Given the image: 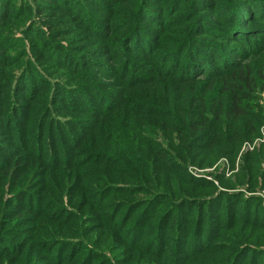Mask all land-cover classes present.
<instances>
[{
  "label": "trees",
  "instance_id": "obj_1",
  "mask_svg": "<svg viewBox=\"0 0 264 264\" xmlns=\"http://www.w3.org/2000/svg\"><path fill=\"white\" fill-rule=\"evenodd\" d=\"M94 1L96 0H91V2ZM107 1L117 2L115 5H120V3L125 5L120 8L122 13L119 15H123L121 21H113L114 16L110 10L99 3L109 16L106 18V23H102L97 19V13L89 0H72L73 3L70 0H0V228H3V230L0 229V259L7 252L14 253L19 258L17 261L20 264H26L30 260L29 264H39L43 261L50 264H81L79 260L68 262L71 256L66 254L72 251L74 244L59 245L56 243L55 245L54 240L49 237L52 230H59L58 233H63L66 224H69L73 227L71 229L73 234L79 233L81 230V234L86 233L88 237L90 234L97 235V237H93L95 243L100 244L106 241L109 244L110 248L107 251L100 250L97 246H93L95 247L94 251L90 250L91 247L84 248L83 250L86 252L84 255H81L79 247H77L75 254L82 258L84 264H90V260L97 257L99 261H102V264H113L111 262L115 261H117L116 264H119L121 260L129 261L127 264H183L188 259L189 247L197 246V244L201 245V248L192 252L199 254L196 256L199 258L194 260L193 264H199L202 260L204 264H239L240 261L237 263V259L231 257L227 250L220 252L226 255V260L219 263L221 254L216 256L219 244L223 242L222 238L225 232L238 231L243 234L240 240L251 236L250 240L254 244L262 245L263 232H258L259 229L255 227L262 225L260 229H264V218H261L264 217V205L259 204L262 200L258 198H245L242 193L221 191L217 195L214 192L209 196L204 194L201 197L202 200H191V202L189 198H182V201L177 204L163 190L150 193V188L141 185L137 187L132 184L129 185V188H125L124 186L127 185H124L123 189L118 185L111 187L110 192L103 196L97 198L88 196L92 201L89 203L98 202L104 217H110L109 213L112 216L115 214V217H110V221L111 218L113 219L108 225L96 226V229L101 230H86V223H84L86 212L84 216L79 213L78 203L76 207L72 205L71 208L66 209L64 201L62 203L57 201L58 204H55L52 202L53 200L41 199L35 191L37 187L31 186L36 181H40L35 180L38 177L51 176V184L60 193H62L61 187L68 189L67 184L70 183H77L79 188L87 185L91 189L97 190L99 186L94 181L96 174H92L88 181L83 172L90 169L94 172L99 166H102L101 159L106 153L118 155L124 160L133 152L132 150L120 151L108 148L112 146V142L108 147L100 145L94 147L93 144L100 139H106L108 144V139L113 138L125 142L122 135H126L128 132L131 139L139 140L149 147L150 142L153 141V139L147 138L148 134L144 130L152 128L150 122L142 121L139 124V118L127 116V110L120 111V108H117L119 102L127 97L122 94L133 90V87H128L129 81L124 75L129 69L136 68L135 57L150 53L151 41L154 43L156 37L153 34L157 33L156 31L162 33L163 29H168L170 25H178L182 21L186 24V15L183 17L177 15L173 19L162 21L163 16L158 14L156 7L164 0H161L162 2H154V0ZM196 1L186 0L187 4L182 7L188 5L191 10L199 8V11H203L202 7L197 6L196 8ZM170 3L171 6L169 8L166 6L164 10L165 14L170 11V8L174 9L177 6L176 0H171ZM225 3L234 12V15L229 19L231 26L229 23L228 26H233V28L236 25L241 26V21L232 22L234 21L233 16L236 19L242 18L243 13L247 10L243 9L241 5L238 8L230 0H225ZM251 3L256 4L257 7H249L251 11H254V19L251 20V17L249 19V24L253 25L249 28L256 30L260 27L255 24L256 17L264 20V0H251ZM60 10L61 13H59ZM143 10L150 17V23L156 26L153 29L155 32L149 34L142 29L140 21L144 19ZM199 13L195 12L194 14L198 15ZM73 14L78 15L79 18L69 19ZM194 17L192 16L191 20ZM260 21L257 22L261 23L264 30V23ZM74 24L80 25L82 30L79 26L72 27ZM107 25L113 29L120 25L122 27L117 30L124 31L125 29L126 32L115 43L114 41L110 42L107 52L104 53L112 57L113 61H109L108 64L101 61L102 68L98 69L108 75L109 84L93 78L94 72L84 71L83 64L87 59L93 57L88 53V47L91 46L84 43L85 38L82 41L76 38L77 35L81 37V35L88 36L92 33L104 36L108 34L109 36L111 30L107 28ZM190 26L191 24L187 25L186 32L181 34V31V35L177 36L183 44L184 40L192 37L196 32L204 31V39L194 40L200 41L197 42L199 43L197 47L186 45L190 48V56L200 58L201 52H205L209 48L206 47V44L208 45L211 41L210 34L217 36L218 32L212 31L211 26L204 23H201L198 29ZM72 30H77V33L73 35ZM221 30L222 28L219 31ZM223 31L221 33H225L226 36L229 33V28ZM248 31L246 34H242V37L249 41L254 36V41L253 39L250 41L255 43L250 55L259 54L264 47V43L258 46L256 34L260 32L252 36L250 35L252 30ZM18 34L23 36L19 37ZM171 54L173 55V53ZM171 54L167 58H171ZM242 55L243 53H240L237 56ZM97 56L99 55H94V57ZM116 57H120L122 62H119L120 59L118 60ZM130 57L132 58L130 59ZM200 60L202 61V59ZM115 61L117 62L115 63ZM230 63L228 64L230 65ZM106 66L109 68L103 69ZM169 67L172 70L169 74L174 77L172 79L179 81L180 78L177 75L184 68L178 70L176 63H171ZM64 73L68 76V80L84 81L86 85L68 84L67 79L62 77ZM203 73L206 74V71ZM207 73L209 74V72ZM215 75L218 77L214 79L213 89L207 88L205 92L197 93L194 89L186 90L184 88L176 96V100L166 96L165 103L170 102L174 107L165 114L161 110V105L164 102L151 103V105L158 112L163 138L168 145L170 142L176 141L175 148L183 159L191 157V160L198 162L203 157L204 161L209 160L205 162L206 165H209L215 162L213 160L225 155L234 165L241 145L245 141L260 136V128L264 125V107L260 104L261 92L264 91V58L250 65L234 64ZM113 77L121 80L113 84ZM114 87L122 94L115 93ZM18 89L21 90L19 94ZM114 106H116L115 109L110 110ZM87 110V113L101 117L97 122L100 124L99 126L95 125L92 129L94 124L92 122L84 129L86 124H81L84 123L85 116H77L76 113L84 115ZM71 112L74 116L69 119ZM108 112L110 113L107 114ZM62 117L65 119L63 120ZM134 120H136V126H139L138 130H128L125 123H122L127 121V124L133 127ZM120 123L122 124L120 125ZM140 126L144 128H140ZM74 132L79 135L71 136L70 133ZM110 132L113 136L110 135ZM23 137L26 138L25 141L21 140ZM77 141L79 144L72 148ZM197 142L202 144L199 143L197 147L192 146L193 144L197 145ZM126 143L129 145V142ZM194 148H196L195 152L191 150ZM35 149V152L31 151ZM152 153L155 157L157 155L161 157L166 152L158 142ZM256 154L258 153H248L247 156L253 157ZM45 160L47 167L54 168H48L53 171L52 173L47 172L45 165L41 164ZM263 160L260 155H257L255 172L251 170L250 163H247L245 167L248 170L246 182L251 190L258 184H260V189H264V165H261ZM174 165L180 171H186L184 165L175 163ZM57 167H60V170ZM180 176L181 184L190 185L184 187L187 192L194 189V182L212 185L210 181L201 182L190 177L188 179L182 174ZM158 178H160V174ZM156 180L153 181V185L156 187L151 188L161 187L159 184L166 186ZM8 185L11 187L10 191L4 189ZM142 190H145L147 196L152 197L149 199H153L149 209L145 212H141L140 208L143 205V198H138L139 195H142ZM7 191L10 195L8 199L5 198ZM91 191H93L92 193L97 192ZM78 192L79 190L75 191L74 200L69 199V202L73 201L75 204L77 200L84 197V192ZM126 197H133V201H138V203L136 205L126 204L128 203ZM108 199L113 204H109ZM118 204L123 207V211L117 210ZM165 204L170 206L166 207ZM242 204L245 205L244 208H242ZM223 206H226L229 213L218 220L219 222H215L217 209H221ZM189 209L190 213H188ZM194 209L195 211H193ZM20 210H32L36 214V219L39 220L53 218V224L48 226L46 222H43L45 223L43 230L36 222L34 226L30 227L33 230L36 229V232L41 230L45 235L36 232V234H32L30 230L20 231L27 229L26 225H28L22 222L24 218H21L22 211ZM17 212L19 213L17 214ZM61 212L63 213L60 215ZM52 214L54 216L49 217ZM62 216L67 221L63 220ZM190 219H193V222L187 224ZM100 220L103 219H99L98 223H102ZM161 222L162 224L168 222L169 226L179 228L178 234L174 232L175 236L169 237V239L172 238V241H165L162 238V240L158 238L157 241L156 235L161 237L163 230L169 228L160 230ZM110 225L114 226V230H106V227ZM115 227L118 229L116 230ZM242 228L251 231L244 233ZM180 230L184 231V237H181ZM148 231L152 232L148 238L152 241L145 247L149 250V254L147 253L143 257L141 255L143 249L139 248L143 246L142 235H146ZM21 232L28 235L20 236ZM111 238L114 240L112 241ZM115 241L118 242L114 245L117 248H113L112 245ZM242 243L240 241L237 247H241ZM43 249H45L44 254L41 252ZM179 251H186V253L180 254ZM156 253L158 254L156 261H150L148 257L154 258ZM169 255L175 257L172 262H169ZM86 256L88 257L85 259ZM40 257L43 258L37 261ZM61 257L62 259L59 261ZM7 261L9 260L6 259ZM0 264H5V260ZM248 264H250L249 261Z\"/></svg>",
  "mask_w": 264,
  "mask_h": 264
},
{
  "label": "rangeland",
  "instance_id": "obj_2",
  "mask_svg": "<svg viewBox=\"0 0 264 264\" xmlns=\"http://www.w3.org/2000/svg\"><path fill=\"white\" fill-rule=\"evenodd\" d=\"M89 1L91 2V0ZM155 1L162 2L161 0H154V2ZM170 1L171 0H164L163 3H159L160 5L156 7V10H158V14L160 16L161 15L163 16L162 21L173 19L177 15L179 17H183L184 15H186V19H185L186 24L182 21L178 25H170L168 29H163L162 33H159L158 31H156L157 33L153 34V36L156 37V39L154 40V43H152L151 41L150 48L152 49L150 53L146 55L141 54L138 57H135L136 62L138 63V64L136 63L137 65L136 68L133 67L129 69V71L124 75L125 78L128 79L129 81L128 87H131V88L133 87V90L122 94L116 91V87H114L113 89L115 90V93L117 92L118 95L122 94V95L127 96L125 97L123 101L119 102L118 104L119 106L117 108H120V111L123 109L127 110L128 111L127 116L139 118V124L142 121L150 122L152 128L144 129L148 134L147 138L153 139V141L150 142V147L149 145H145L139 142V140L131 139L129 137V134H130L129 132L126 135H122L125 142L118 138L116 139L113 138V139H108L109 141L108 144L106 143V139H100L97 143L93 144L94 147H96V145H100L102 147L103 146L108 147V145L112 142V146L108 148L114 149V150L117 149L120 151L132 150L133 152V154H129L128 157H125L124 160L121 159L120 156L118 155L106 153V155H103L101 159L100 164L102 166H99V168L95 170L94 172H92L91 169L85 170L83 172V175L85 176V178H87L86 180L88 181H90L92 174H96L95 175L96 179L94 181H96L97 182L96 184L99 186L97 190L91 189L87 185L81 186L79 188L77 183L75 184L70 183V184H67L68 189H66L65 187H61L62 193H60L51 184V181H52L51 176L38 177V179H35V180H40V181H36L35 183L31 184V186L37 187L35 191L37 192L38 197H40L41 199L45 198V199L53 200L52 202L55 204H58L57 201L58 202L61 201V203L64 201V206L66 209L71 208L72 205L73 207H76L78 203L77 207L79 208V213L82 216H84L86 212V216L84 220V223H86V230H101V229H96V226L108 225L109 222H111L113 219L111 218V221H110V217L112 216L110 213L108 214L110 217H104L101 212L102 208L99 206L98 202L95 201L97 204L94 202L93 204L89 203V201L91 200L88 198V196H95V198H97L98 196H103L104 194L110 192L111 187H115L118 185H120L121 187L124 185H127V186H124L125 188H129V185L131 186L132 184L137 187H140L139 185H141L145 188H150L149 189L150 193L155 192L157 190H163V191H166V194L172 197L175 200V203L177 204L182 201V198H189L191 202V200L192 201L202 200L201 197H203L204 194L209 196L211 195V193L214 192V194L217 195L221 191H226L227 193H242L245 198H250V197L258 198L262 200L261 202H259V204L264 205V189H260L261 188L260 184H258L253 190H251V187L248 188V184L246 182V176L248 175L247 173L248 170L245 169V167L247 166V163H250L251 170L255 172L256 170L255 160L257 158V155H260L262 159H264V153H263L264 151V145H263L264 144V125L260 128V132H261L260 136L256 137L253 140L245 141L241 145V147L239 148L237 157L235 159L234 165L231 164L229 158L225 157V155H221L219 158L213 160L215 161L213 164L206 165L205 162H208L209 160L206 159L204 161L203 157H201L200 161L198 162L191 160V157L186 160L183 159L180 153L175 148L176 141L170 142L169 145L166 143L165 139L162 136L163 130L161 129V126H160L161 125L160 119L157 115L158 112L151 105V103L164 102V104L161 105V110L165 114L166 112L169 111V109H172L174 107V105L170 102L165 103L164 98L166 96H170L172 99L176 100V96L180 94L179 92L182 91V89L184 88L186 90L194 89L197 93L205 92L207 88L213 89L215 86L214 79L215 77H218L215 74H219V72H221L225 68H230V66L234 64L244 63V64L250 65V64L256 63L257 61H260L261 59H263L264 58V47H263L264 44L262 45L263 48L261 49L259 54H254V55H250V54H251L252 49H254L255 43H253L254 41L253 35H255V33L260 32L259 34H256V36L258 37V46H261V44L264 43L263 27L261 23L257 22L261 20L262 23H264V20L260 19L259 17H256L257 21L255 24H258V26L260 27L256 30L253 28H249L251 27V25H253V24H249L250 17H251V20L254 19V16H253L254 11L253 10L251 11L249 7L251 8H253L252 6L257 7L256 4L251 3V0H230L233 3H235V5L238 8L242 6L243 9L247 10L245 13H243L242 18L236 19V17L233 16L234 21L232 22L241 21V26L236 25L235 28H233V26L232 27L228 26V23L229 25L231 23L229 22L230 21L229 19L232 17V15H234V12L231 11L232 8L229 7L227 3H225V0H197L196 8L197 6L202 7L203 11H199V8L195 10H191L188 7V5L182 7L184 4H187L186 0H176L177 6L174 9L170 8V11L165 14L164 10L166 9V6L168 8L171 6ZM70 2L73 3L72 0H70ZM99 3L103 4L106 9L110 10V13L114 16V18L112 19L113 21L114 20L115 22L121 21L123 15H119V14L122 13V11L120 10L121 6L125 7L123 3H120V5H115L117 4V2H112V1H107V0H96L94 2H91V4L93 5V8L95 9V12L97 13V16H98L97 19L99 21L101 20L102 23L103 22L106 23V18H108L109 16H108V12L105 11L103 9V6L99 5ZM128 8H129V3H128ZM61 12L62 11L60 10L59 13ZM195 12L196 13L204 12V13H199L198 15H195L194 14ZM55 13L56 15H58L57 12ZM71 16L72 17H70L69 19L79 18L78 15L73 14ZM192 16H195V17L194 19L191 20ZM143 18L144 19L140 21L142 29L147 31V33L149 34L151 32H155V30L153 29L156 26L153 23H150V17H148L147 12L144 10H143ZM58 19H60V17H58ZM201 23L208 24L209 26H211L210 29L212 31L218 32V35L213 36L212 34H210L209 39L211 41L208 45L206 44V47H209L210 49L207 48L205 52H201L200 58L199 57L196 58L193 55L190 56V48L189 46H186V45L190 44L192 47H194L193 45L197 47L199 44L197 42H200V41H194V40L204 39L203 34H205V32L204 31L196 32L195 34H193L192 37H189L188 39L184 40L183 44L181 40L179 41L178 39L179 37L177 35H181L184 32H186L187 25L191 24V26H193L195 29H198ZM163 24L165 26V23ZM129 25H130V21H129ZM74 26H79L80 29L82 30L80 25L78 24L72 25V27ZM119 27H122V26L119 25L115 29H113L107 25V28L111 30V32L109 33V36L108 34L104 36L103 34H96V33H92L91 35H88V36H82V35L81 37L80 35L76 36L78 40L80 39L79 41H82L84 40L83 38H85L84 43H87L91 46V47H88L89 48L88 53L91 54L93 57L87 59L86 63L83 64L84 71L94 72L95 74H92L93 78H95L96 80L105 81L108 84L110 82V80L108 79V75L100 72L98 69L102 68L103 64L101 63V61H103L105 64H108L109 61H113L112 57L104 53L107 52L108 45L110 42L114 41L115 43L116 40L121 39L122 35L126 33L125 29L124 31L122 29L117 30V28ZM215 27H217L218 29ZM220 28H222L221 31L225 30L226 28H229L230 34L229 33L226 34L227 36L226 37L225 33L223 34L221 33V31H219ZM77 30H72L71 33L75 35L77 33ZM248 30L250 31L252 30L250 34L253 36L252 42H250L252 39L249 41H246L242 37V34L244 33L246 34L247 32H249ZM181 31L182 33L180 34ZM18 36L21 37L23 35L18 34ZM196 38H199V39H196ZM175 39L177 40L174 41ZM152 44H154L155 46ZM184 45L186 47H183ZM171 53H173V55ZM240 53H243V55L237 56ZM96 54H98L99 56L94 57V55ZM170 54L172 55V57L167 58V56ZM197 54L199 53L197 52ZM244 54L246 55L244 56ZM116 58L118 60L120 59L119 62H122V59L120 57H116ZM131 58L132 57H130V59ZM200 59H202V61ZM117 61H115V63ZM229 62H231L232 64L230 63L229 65L228 64ZM171 63H176L178 65V70L182 67L184 68L177 75V77L180 78V80L178 79L179 81L173 80L172 79L173 75L169 74L170 72H172V70L169 67ZM108 68L109 67L106 66V68H103V69H108ZM114 70L116 71V69ZM166 70L168 72H165ZM205 71H206V74H208L207 72H209L208 76H205L206 74L203 73ZM62 77L66 79L68 78V76H66V73H64ZM66 79H65V82H66ZM120 80L121 79H116L115 77H113V84L117 83ZM67 82L68 84H71L73 86L77 84L86 85L84 81L74 80V79L72 80L67 79ZM19 92H21V90L18 89V94ZM260 104H262V106L264 107V91L261 92ZM115 107L116 106H114L110 110L115 109ZM85 112L86 113H84V115H81V113H76L77 116H85V121L84 123L81 124V125L86 124L84 126V129H86L87 126H89L92 122L94 123L93 126L91 127L92 129L95 127V125H98V126L100 125V124H97V122L99 118L101 117H99L98 115L87 113L88 110ZM109 113L110 112H108L107 114ZM63 114H66V112H63ZM72 116H74L73 112H71L69 119ZM62 119L64 120L65 117H62ZM122 123H125V127L128 130H132V129L138 130L139 128V126H136V120L133 121V124H134L133 127L129 126L127 124V121H124ZM122 123H120V125ZM140 128H144V127L140 126ZM70 135L76 136V135H79V133L74 132V133H70ZM110 135L113 136L111 132H110ZM21 140L25 141L26 138L23 137L21 138ZM126 142H129V145ZM158 142L161 147L165 148V152H166L161 157L160 155H157L155 157V155L152 153L154 152V147ZM199 143L201 142H197V145L193 144L192 146L197 147ZM77 144H79V141H77L72 148H75ZM140 148L141 150H138ZM17 150L19 149L17 148ZM191 150L195 152L196 148L191 149ZM31 151L35 152L36 149L31 150ZM248 153L249 154L258 153V154H256V156L249 157L247 156ZM45 163H46V160L43 161L41 164L45 165L44 167L46 168L47 172L52 173L53 171H51L48 168H53V167H47L46 166L47 164ZM174 163L179 164L181 166L184 165L186 168V171L184 172L180 171L174 165ZM261 165H264V160L262 161ZM59 168L60 167H57V169ZM159 174H160V178H158ZM180 174H182L184 177L188 179L192 178L195 181H201V182L210 181L212 182L213 186L211 184L205 185V184H198L194 182L195 183L193 184L194 189L191 192H187L185 191L184 187H189L190 185L181 184ZM154 179L161 181L166 186H162V184H159V186L161 187L155 188L156 186L153 185ZM261 179H260V182H261ZM133 182H137V183H133ZM243 182L245 183L241 184ZM153 186L155 187L151 188ZM4 189L10 191L11 187L8 185V186H5ZM121 189H123V187ZM77 190H79L80 193L84 192L85 194L84 197L81 200H77L75 204L73 203V201L69 202V199L74 200V193ZM91 190H95L97 192L92 193L93 191ZM141 192H142V195H139L138 198H143V205L140 206V208H141V212H145L147 209H149L150 202L153 199H149L152 197L147 196V193L145 192V190H142ZM5 194H6L5 198L8 199V196L10 197L9 192L7 191ZM170 197H169V200H170ZM126 200L128 201V203L126 204L136 205L138 203V201H133V197H130V198L126 197ZM165 202L167 203L168 201H165ZM108 203L113 204L112 202H110L109 199H108ZM160 205L161 203L159 204V206ZM165 206L169 207L170 205L165 204ZM106 207L108 208V205ZM244 207L245 205L242 204V208ZM237 208H234V209L237 210ZM117 210L123 211V207H120V205L118 204ZM20 211H22V215H20L21 218H24L22 222H24L25 224L26 223L28 224L26 225L27 229L20 230V231L30 230L32 234L39 233V234L45 235L41 230H38L36 232L35 231L36 229L33 230L30 227L34 226L36 222L37 225L39 224L40 229L43 230L45 228L44 226L45 223L43 222H46L48 226L53 224L52 223L53 218L39 220V219H36V214L32 210L30 211L20 210ZM193 211H195V209ZM18 213L19 212H17V214ZM62 213L63 212H61L60 215ZM188 213H190V209L188 210ZM228 213L229 211L226 209V206H223L221 209H217V213H216L217 219L215 220V222H219L218 220L227 216ZM50 216H54V215L52 214V215H49V217ZM63 217L64 216H62V218ZM112 217H115V214ZM191 218H193V216H191ZM261 218H264V217H261ZM99 219H103L104 221L100 220L102 223H98ZM63 220H65V218H63ZM88 222L90 223L88 224ZM188 222L189 223L193 222V219H190V221L188 220L187 224ZM0 226H1V223H0ZM160 226H161L160 230L166 229L167 227L169 228L168 230H163L161 237L156 235L157 241H158V238H160V240L163 239L165 241H172V238L169 239V237L175 236V234H178L179 232V228H175L174 226H169L168 222L166 223L164 222L163 224L161 222ZM261 226L262 225L255 226L256 229H259L258 232H263L262 245L260 246H257L250 240L251 236L243 240H240L243 237V234L241 232H238V231H235L234 233H231L230 231L225 232L222 238L223 242L222 243L220 242L218 253L216 255V256H219V254H221L219 257V263H221V261L226 260V255H223V253H220V252L223 250H227L231 254V257H234L237 259V263L240 261L239 264H241V262H243L244 264H248V261L250 262V264H264V229H260ZM72 228H73L72 226H70L69 224H66L63 233H58L59 230H52L50 236L47 235L51 237L50 238L51 240L52 239L54 240L53 243H55V245L56 243H59V245L74 244V246L72 247V251L66 254L67 256L69 255L71 256V259L68 260V262L70 261L76 262L77 260H79V262L81 261V264H84V261H82V258H80L79 256H76L75 254L76 253L75 249H77V247H79V252L81 253V255H84L86 253L83 249L87 247H91L90 249L91 251H94L95 249V247L93 246H97L100 250H104V251L109 250L110 247L106 241L100 244L95 243L94 238L97 237V235L90 234V237H88L86 233L81 234V230H79V233L73 234L71 230ZM113 228L114 226L110 225L106 227V230H114ZM0 229L3 230L2 227ZM115 229L117 230L118 227H115ZM242 231L244 233H249V231L251 230L242 228ZM183 233L184 231L180 230L181 237H184ZM150 234H152V232L148 231L146 235L144 234L142 235L144 238V240L141 239L143 242L142 243L143 246H141L139 249L141 250L143 249L142 254H141L143 257H145L146 254L149 252V250H147L145 247L148 246V244H150V242L152 241V240H148V238H150ZM19 235L26 236L28 234L27 233L23 234L21 232ZM111 240L113 241L114 239L111 238ZM240 241H242L243 243L241 247H237ZM131 242H132V239H131ZM116 244H118L117 241H115V243L112 244L113 248H117L114 246ZM200 248H201V245H198V244L197 246H194V245L190 246L189 247L190 252L187 253L188 259L185 260L183 264L185 263L193 264V261L199 258V257H196L199 254L192 253V252L198 251L200 250ZM44 250L45 249L41 250L42 254H44ZM179 253L185 254L186 251H179ZM157 256L158 254L156 253L154 254V258L153 257H148V258L150 261L152 260L156 261ZM87 257L88 256H86L85 259ZM42 258L43 257H40L37 261L41 260ZM168 258H169V262H172V260L175 257L169 255ZM6 259H8L9 261L6 262ZM17 259L19 258H17L14 253L10 254V253L5 252V255L2 257V259H0V262L1 261L3 262V260H5V264H20L17 261ZM61 259L62 257L59 258V261H61ZM29 262H31V260L28 261L26 264H29ZM128 262L129 261L121 260L119 261V264L120 263L127 264ZM111 263L116 264L117 261L111 262ZM39 264H50V263L43 261ZM90 264H102V261L101 260L99 261L97 257L95 259H91ZM199 264H204L203 260Z\"/></svg>",
  "mask_w": 264,
  "mask_h": 264
}]
</instances>
